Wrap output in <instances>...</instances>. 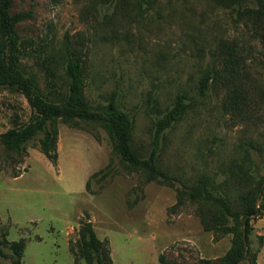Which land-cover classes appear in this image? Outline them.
Here are the masks:
<instances>
[{
    "label": "rangeland",
    "instance_id": "obj_1",
    "mask_svg": "<svg viewBox=\"0 0 264 264\" xmlns=\"http://www.w3.org/2000/svg\"><path fill=\"white\" fill-rule=\"evenodd\" d=\"M11 12L23 15L17 25L26 48L23 71L43 92H64L65 47L75 50L84 61L91 109L113 101L127 112L142 157L152 149L156 120L177 94L185 95L187 106L156 141L167 182H147L142 170L121 162L94 123L59 122L54 161L40 151L41 135L22 155L0 139V241L25 239L22 264H74L71 247L86 220L108 239L113 264H163L160 255L178 263L222 256L231 234L204 230L196 204L187 197L179 202L178 189L205 176L235 199L243 187L229 181L238 165L255 183L264 176V102L254 95L256 86L264 87V26L232 0H12ZM222 41L236 44L234 81L250 91L240 111L223 106L232 77L225 55L219 56ZM213 68L219 77L200 93V77ZM31 115L23 94L0 87V133ZM259 204L263 214L250 221L248 239L264 264L262 192ZM0 248V264H11L9 249Z\"/></svg>",
    "mask_w": 264,
    "mask_h": 264
},
{
    "label": "trees",
    "instance_id": "obj_2",
    "mask_svg": "<svg viewBox=\"0 0 264 264\" xmlns=\"http://www.w3.org/2000/svg\"><path fill=\"white\" fill-rule=\"evenodd\" d=\"M232 1L239 5V12L247 14L253 24L264 26V0ZM11 7L12 0H0V87H8L23 94L32 109V115L25 123L0 133L4 147L22 155L26 153V144L41 135L38 137L40 151L48 159L54 161L57 157L59 122L75 126L94 123L106 132L112 151L120 161L142 170L145 181H169L171 177L158 165L156 141L184 113L187 106L185 95L177 94L172 107L164 116L156 120L152 149L146 157H142L132 144L133 121L127 112L113 101L99 110L91 109L84 93V61L75 50L65 47V80L62 81V84L64 82L66 84L64 92H56L53 88L49 93L43 92L36 78L23 71L20 67V59L25 54L26 48L17 31V25L23 19V15L11 12ZM235 49L236 44L228 41H222L219 45V56L225 55L224 63L229 67L232 77L230 79L232 87L227 93L223 106L226 109L240 111L246 105L248 98L246 95L250 94V91L249 88L244 89L234 81L237 63L234 57ZM45 68L49 77L56 76V68L50 63ZM217 77H219L217 69L206 70L199 80V92L205 93L209 88L210 80ZM254 92H256L254 94L256 102H264V87L256 86ZM233 173L229 184L233 183L243 187L235 199L230 197L226 188L216 189L205 176L199 177L191 184L180 182L178 189L179 202L187 197L196 204L204 230L212 231L216 237L231 234V244L227 251L216 260L200 258L195 263L167 261L163 255H160V263L258 264L257 253L251 250L248 235L251 228L250 221L263 214L262 204L256 208V197L259 192L264 193V186L262 187L264 176L255 183L253 176L242 165H238ZM245 240L247 242L246 255ZM0 245L9 249L10 254H5V256L9 258L11 264H22L21 259L26 247L24 238L9 241L4 236ZM71 250L75 253L74 264H79V258L84 259L85 264H113L108 239H100L90 221L81 222L76 248L71 247ZM0 253H2L1 248Z\"/></svg>",
    "mask_w": 264,
    "mask_h": 264
},
{
    "label": "water",
    "instance_id": "obj_3",
    "mask_svg": "<svg viewBox=\"0 0 264 264\" xmlns=\"http://www.w3.org/2000/svg\"><path fill=\"white\" fill-rule=\"evenodd\" d=\"M264 186V182H263V185H262V187ZM260 196H261V192H259L258 193V195H257V197H256V208H258V205H257V203H258V201H259V199H260ZM252 216V215H251ZM246 218V217H245ZM245 226H246V224L244 223V228H245ZM244 233H245V231H244ZM244 245H245V249H246V252H245V255L247 254V242H246V240H245V242H244Z\"/></svg>",
    "mask_w": 264,
    "mask_h": 264
}]
</instances>
